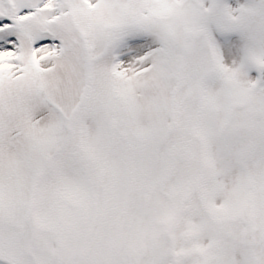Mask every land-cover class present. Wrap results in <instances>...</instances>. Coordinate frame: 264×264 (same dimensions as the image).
<instances>
[{"label":"snow or ice","instance_id":"6c2138e0","mask_svg":"<svg viewBox=\"0 0 264 264\" xmlns=\"http://www.w3.org/2000/svg\"><path fill=\"white\" fill-rule=\"evenodd\" d=\"M0 264H264V0H0Z\"/></svg>","mask_w":264,"mask_h":264}]
</instances>
